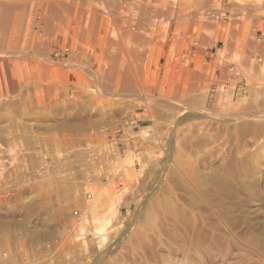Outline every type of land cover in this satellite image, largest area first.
Masks as SVG:
<instances>
[{"label": "rangeland", "instance_id": "374dc122", "mask_svg": "<svg viewBox=\"0 0 264 264\" xmlns=\"http://www.w3.org/2000/svg\"><path fill=\"white\" fill-rule=\"evenodd\" d=\"M26 1L0 46V264H264V0H166L143 29L146 1L95 0L100 32L77 42L64 11L41 52Z\"/></svg>", "mask_w": 264, "mask_h": 264}, {"label": "bare ground", "instance_id": "6f19581e", "mask_svg": "<svg viewBox=\"0 0 264 264\" xmlns=\"http://www.w3.org/2000/svg\"><path fill=\"white\" fill-rule=\"evenodd\" d=\"M143 1H146V2H145L144 5H142L143 7H142V9L140 11V14L142 16L146 15V13H148L149 11L150 12H154L156 15H158V17H162L163 19L170 18V17L172 18L176 14L175 13L176 12L175 9H176V6H177L176 2H174L173 4H171L169 6L167 4L169 2H166V0H143ZM35 4H36V7H37L36 9L41 11V16H40L41 20L39 19V22H37L38 26L40 27V29L38 30V32L36 34H34V39L35 40L32 42V47L35 48V45H36V48L38 50H40L39 52H41L43 49H46V44L45 43L48 41V38L45 37V38H47V41H46V39L44 40L42 38V42L41 41L37 42L36 38L39 35L40 30L43 31L42 37L46 36L47 34L51 35V31H52L56 21L62 20L61 17L63 16L62 13L64 14V11H67V13L69 12L68 14L71 16L70 17L71 21H70V23L68 22L69 23L68 26L72 28L74 36H75V40L77 42L82 41L83 39H85L86 34L88 32H95L97 30L100 32V26L103 25V22L104 23H108L106 21L104 15H103L104 13L101 12V8L99 7L98 3L97 2L95 3V0H70V1L69 0H37V2ZM180 5L181 6L179 7L178 13H177V17H178L177 18L178 19L177 22L182 20V15H183V13H182V8L183 7H182V4H180ZM28 7H29V2H27L26 0H0V46H2L5 43H7V45L10 44V46H12V48H14L13 46L17 47L20 44V42H21L20 39H22L21 37L23 35V33L21 35L22 18H23V15L25 14V12L27 11ZM65 15H67V14H65ZM118 17L119 16L117 15V13H114V18L116 19V21H117V19H119ZM148 17L146 18V17L143 16V17L139 18L140 19L139 26L142 27V29L148 23V20H149ZM150 17H151V15H150ZM68 21H69V19H68ZM153 21H156V20H153ZM166 21H168V20H166ZM118 22H119V20H118ZM168 22H170V20ZM109 23H110V21H109ZM213 24H214V22H213ZM128 26H129V24H128ZM124 30H127V29H124ZM140 31H142V30H140ZM140 31L139 32H133V33L129 32V37H128V43H130V49H131V50L128 49L129 53H130V57L132 58L133 62L134 61L137 62V64H138L137 66L138 67L137 66H135V67H137L139 69L143 67L144 61H145V59L142 57L144 55V53L142 54L141 51L144 48L146 50H148L147 48L151 44V38H149L145 34L141 33ZM125 33H126V31H125ZM91 34H92V37H93V33H91ZM20 35H21V37H20ZM203 41H205V40H203ZM110 44H112V43H110ZM176 45H174V46H176ZM5 47H6V44H5ZM8 49H9V47H8ZM8 53L9 52H7V54ZM176 53L177 52H175V54ZM248 58H250V57H248ZM117 60H118V56L114 57V59L111 58V63H110L109 69H105V70L103 69L104 71L102 70L103 71L102 75L105 77V80H106V82L104 83L105 86H106V83H107V86L109 85L110 82L112 83V81L114 79V76L116 74V71H115L116 63L115 62ZM168 63H170V61ZM170 64H172V63H170ZM174 65H176V63ZM116 67H118V66L116 65ZM230 70H233V68H230ZM92 75H93V73H92ZM102 79H103V77H102ZM117 81H119V80H117ZM117 81H115V82H117ZM122 81L124 83V86H122V87L123 88L125 87V89H123V90L127 91V89H130V88H131L130 90L133 89L132 87H130V83H131V82L129 83L130 79L128 80V78H127V81L122 79ZM164 81H167V80H164ZM121 85H123V84H121ZM126 87H128V88L126 89Z\"/></svg>", "mask_w": 264, "mask_h": 264}, {"label": "crops", "instance_id": "0c3cea01", "mask_svg": "<svg viewBox=\"0 0 264 264\" xmlns=\"http://www.w3.org/2000/svg\"><path fill=\"white\" fill-rule=\"evenodd\" d=\"M263 11H264V5H260V7H259V12H260V15H259V21L260 22H262L263 20H264V15H263ZM261 36H263V33H261L260 34ZM223 49V47H220L219 46V44L218 45H216L215 47H212L211 48V53H212V55L210 56V59L212 60V61H214V62H216L217 64H218V67H217V73H216V76L217 77H221L222 75H223V73L225 72V69L222 67V64H221V59L219 58V55H218V52L220 51V50H222ZM117 62V61H116ZM115 62V63H116ZM116 66V65H115ZM121 84H123V85H120V94L118 95V96H120L119 98L120 99H124L123 98V96L122 95H124L123 94V92H129V91H131L130 89H127L128 87H126V89H127V91L125 90H123V89H125V87L123 88L122 86H124V83L123 82H121ZM130 87H132V84H130ZM133 88V87H132ZM133 90V89H132ZM118 96H116V98L118 97ZM127 99H130V98H127ZM140 121V120H139ZM143 121V120H142Z\"/></svg>", "mask_w": 264, "mask_h": 264}, {"label": "built area", "instance_id": "2783aa9c", "mask_svg": "<svg viewBox=\"0 0 264 264\" xmlns=\"http://www.w3.org/2000/svg\"><path fill=\"white\" fill-rule=\"evenodd\" d=\"M70 52V48L69 47H58L54 52V56L57 59H62L64 58L65 55H67Z\"/></svg>", "mask_w": 264, "mask_h": 264}]
</instances>
